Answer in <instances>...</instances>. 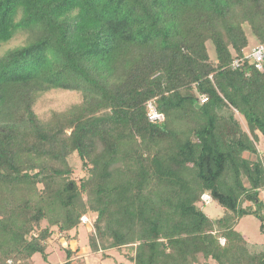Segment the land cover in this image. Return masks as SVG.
Here are the masks:
<instances>
[{"label":"trees","instance_id":"16d2710c","mask_svg":"<svg viewBox=\"0 0 264 264\" xmlns=\"http://www.w3.org/2000/svg\"><path fill=\"white\" fill-rule=\"evenodd\" d=\"M18 35L0 54V264H49L54 229L58 264H85L81 226L104 260L264 264L236 229L253 216L264 236V0H0V46Z\"/></svg>","mask_w":264,"mask_h":264},{"label":"rangeland","instance_id":"374dc122","mask_svg":"<svg viewBox=\"0 0 264 264\" xmlns=\"http://www.w3.org/2000/svg\"><path fill=\"white\" fill-rule=\"evenodd\" d=\"M249 36V46L248 49L253 48L258 43L255 41V38L251 35V33L248 32ZM25 39L24 35H18L13 39L10 43L7 45L0 46V54L4 52L5 50L9 48H13L19 44L22 43V41ZM212 48V47H211ZM210 48V56L214 58V52L213 49ZM68 96V94H66ZM65 96V94H64ZM74 96H71L70 99H74ZM262 150H264V146L262 147ZM71 165H73V168L75 169L76 175H82V166L81 162L75 158L71 157L70 159ZM262 200L264 201V193L261 195ZM203 211L206 215H208L212 219H216L218 217H221L225 214V211L222 207L217 205L214 202H211L210 204H207L203 207ZM84 222L86 219L83 220ZM45 226V223L43 224ZM237 231L242 233L244 236L250 239V241H254L256 243H262L264 244V236L261 235L259 232V222L253 217V216H246L242 218L237 226ZM79 231V238L76 241H72L70 243V248L74 249L77 246L80 248L78 255L83 256L86 260L84 261L85 264H131L130 262L126 261L123 256L115 251V250H107V254L111 255L110 259H102L100 255H94L92 256L87 248V229L86 227H80L78 229ZM54 235L52 239L48 242V249L50 256L48 259L49 264H58L62 263L65 260V254L62 251V247L66 246V243L58 238V233L56 230H53ZM77 244V246H76ZM124 252L126 253V256H129V251L127 249H124ZM132 255V253H131ZM35 262L38 264L40 263L39 256H36L34 258Z\"/></svg>","mask_w":264,"mask_h":264},{"label":"built area","instance_id":"2783aa9c","mask_svg":"<svg viewBox=\"0 0 264 264\" xmlns=\"http://www.w3.org/2000/svg\"><path fill=\"white\" fill-rule=\"evenodd\" d=\"M249 57L251 58L252 62L255 63L256 67L258 69H262V65L264 63V46H258L256 48H254L251 52ZM237 62L234 63V65H236ZM200 103H204L206 101V98L204 96L199 97ZM147 117L148 120L152 123L155 122H160L163 120V115L158 113L156 108L154 107V105L151 102L147 103ZM202 200L205 203H209V197L207 195H204L202 197Z\"/></svg>","mask_w":264,"mask_h":264},{"label":"water","instance_id":"95a60500","mask_svg":"<svg viewBox=\"0 0 264 264\" xmlns=\"http://www.w3.org/2000/svg\"><path fill=\"white\" fill-rule=\"evenodd\" d=\"M200 105L199 104H197V107H199Z\"/></svg>","mask_w":264,"mask_h":264}]
</instances>
